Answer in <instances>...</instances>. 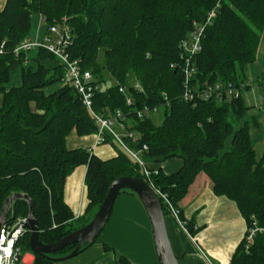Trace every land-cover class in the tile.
<instances>
[{"label":"trees","instance_id":"trees-1","mask_svg":"<svg viewBox=\"0 0 264 264\" xmlns=\"http://www.w3.org/2000/svg\"><path fill=\"white\" fill-rule=\"evenodd\" d=\"M217 5L218 14L205 29L200 52L192 60L196 68L190 84L193 91L247 83L246 66L254 61L264 34V0H6L0 10L4 50L0 57V217L9 197L28 196L40 241L53 244L92 220L114 180L133 177L146 182L138 164L124 152L102 161L85 149H68L71 133L95 135L98 127L77 91L64 84V67L51 53L36 49L15 57V47L31 40L32 17L39 15L46 26L64 21L72 33L70 57L81 60L82 69L91 73L99 88L107 78L116 84L94 94L93 113H124L138 136V143L131 147L146 146L142 158L148 168L173 158L181 160L178 172L167 176L157 169L153 177L155 187L179 213L178 205L189 187L204 174L216 195L236 205L246 230L252 220L264 226V164L256 162L244 121L248 109L242 95L249 85L237 99H182L184 66L179 44ZM33 53L31 66L27 55ZM17 68L20 86L5 91L2 86ZM257 83L264 98L263 80ZM135 84L141 92L133 89ZM124 86L130 106L118 92ZM144 105L162 107L160 126H154L150 118H135L133 110ZM111 142L108 138L105 144ZM79 166L85 167L87 210L92 209V216L77 226L83 218L72 215L63 195L66 178ZM126 192L134 194L129 190L119 194ZM162 208L167 220L170 213ZM28 212L27 203L16 200L7 221L26 218ZM185 229L192 237L197 232L193 222H185ZM28 240L29 233L20 242L24 254L29 252ZM74 247L52 256L67 255ZM33 264L55 263L36 257ZM228 264H264V233L248 246L243 237Z\"/></svg>","mask_w":264,"mask_h":264},{"label":"crops","instance_id":"crops-1","mask_svg":"<svg viewBox=\"0 0 264 264\" xmlns=\"http://www.w3.org/2000/svg\"><path fill=\"white\" fill-rule=\"evenodd\" d=\"M5 2L6 0H0V10ZM34 16H37V20L32 39L39 40L46 33V25L41 16ZM94 140L95 135L78 137L71 133L67 137L66 145L68 149H85L102 161L115 158L118 151L129 156L114 141L93 148ZM181 165L180 159L173 158L150 164V167L169 176L178 172ZM84 181L85 167L79 166L66 178L64 187V203L76 219L92 216V209L87 210ZM135 197L130 192L118 194L102 232L91 246L80 251L85 252L82 263L79 264H159L151 224L144 208ZM178 209L179 217H182L180 221L193 222L197 230L190 239L179 221L168 215V236L179 263L202 264L198 256V252L202 250L216 264H228L246 231V223L236 205L224 196L216 195L208 177L200 174L189 187Z\"/></svg>","mask_w":264,"mask_h":264},{"label":"built area","instance_id":"built-area-1","mask_svg":"<svg viewBox=\"0 0 264 264\" xmlns=\"http://www.w3.org/2000/svg\"><path fill=\"white\" fill-rule=\"evenodd\" d=\"M218 14V5L211 9L205 20L199 25H194L192 31L188 34L187 38L182 40L179 44L180 57L184 66V82H183V95L182 99L185 102H193L197 99L208 101L211 98H218L220 96H227L232 99H237L242 92L245 91L248 84H240L235 86L232 83L225 85L215 84L214 86H208L201 91H193L190 89L191 78L196 72V68L193 64V58L200 52L201 41L204 37L205 29L210 26L213 20ZM44 23V18H41ZM72 43V33L68 26H59L58 24H52L46 26V33L41 39L24 40L18 46L15 47L13 53L15 57L20 53L27 54L36 49H43L51 53L59 62L63 65L64 84L72 87L80 95L81 100L89 114L97 125V132L95 134V140L93 148L105 144L107 139H111L118 144L129 157L138 164L141 169V174L145 179V183L153 190V192L160 199L162 206H164L170 215L179 221L184 232L192 239L186 229L185 222H181L179 218V212L176 210L166 194H163L153 183V177L158 175L156 169H150L146 166L145 161L142 158L143 152L147 150L143 145L140 149L134 150L131 146L138 143V136L130 130L128 125L129 121L125 117V114L117 110L114 112H108L106 115H96L92 111L93 97L96 92L99 91V87L95 84L91 73L82 69V62L80 59H72L68 53V49ZM4 54L3 43L0 45V57ZM133 89L141 92V88L138 84L133 85ZM118 92L126 97V104L132 105V100L127 96V88L119 87ZM164 106L168 105L166 96L163 94ZM162 109L158 105H144L140 108L133 110V115L139 121L149 119L152 115L159 113ZM124 134H120L119 132ZM13 196V195H12ZM11 196V197H12ZM9 197V198H11ZM13 202L5 207V216L0 217V264H23V251L20 245L21 240L25 234L29 233L25 229L28 216L26 218L16 219L13 223H8L7 214L12 208ZM55 227V226H54ZM264 233V226H259L254 220L247 228L244 239L247 246L254 240L258 234ZM199 259L202 264H216L210 256L200 250L198 252Z\"/></svg>","mask_w":264,"mask_h":264},{"label":"water","instance_id":"water-1","mask_svg":"<svg viewBox=\"0 0 264 264\" xmlns=\"http://www.w3.org/2000/svg\"><path fill=\"white\" fill-rule=\"evenodd\" d=\"M122 190L133 192L144 208L152 228L154 248L159 264H180L175 256L166 226L162 204L153 190L142 180L133 177H122L114 180L92 220L84 227L66 235L53 244H43L39 239V229L32 216L33 204L26 195L16 194L8 198L3 206L1 217L5 216V207L16 200H23L28 205V219L25 229L29 232V252L22 258L23 264H33L36 257L51 260L54 263L74 258L84 247L91 246L104 229L112 211L116 197ZM75 246L63 258H51L63 249Z\"/></svg>","mask_w":264,"mask_h":264},{"label":"rangeland","instance_id":"rangeland-1","mask_svg":"<svg viewBox=\"0 0 264 264\" xmlns=\"http://www.w3.org/2000/svg\"><path fill=\"white\" fill-rule=\"evenodd\" d=\"M37 20V16L32 17V32L30 34L31 40H33V34H35L34 27L36 26L35 21ZM56 24L59 26H66L64 21H59ZM33 54L27 55L28 61L32 59ZM27 65V62L25 63ZM28 65L33 66V63L30 61ZM245 77L247 83L249 85V89L246 90L243 95L242 99L244 102L245 107L248 109L244 121L248 125L249 135L252 140L253 150L255 152L256 162L259 163L263 160L264 164V98L261 93V89L259 83L257 81L263 80L264 83V34L261 37L260 43L256 50L255 59L252 63L248 64L245 69ZM107 77V75L105 74ZM116 85L110 79L103 85L100 86L101 89H107ZM20 86V68L14 69L10 72L9 81L2 86L5 91L10 90L11 88ZM2 104V94L0 90V107ZM151 122L154 126H160L161 121L163 119V110L161 109L159 113L152 115L150 117ZM136 199L137 196L135 197ZM139 201V200H138ZM140 202V201H139ZM141 204V203H140ZM86 217L80 220L77 223V226L84 223ZM89 223V222H88ZM85 251L80 252L74 258L69 259L67 261H63L57 264H79L82 263V255ZM24 254V252H23ZM68 255V254H67ZM64 256H51V258H63Z\"/></svg>","mask_w":264,"mask_h":264}]
</instances>
